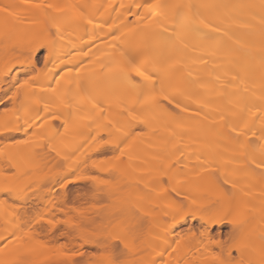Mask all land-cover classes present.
<instances>
[{"label": "rangeland", "instance_id": "rangeland-1", "mask_svg": "<svg viewBox=\"0 0 264 264\" xmlns=\"http://www.w3.org/2000/svg\"><path fill=\"white\" fill-rule=\"evenodd\" d=\"M97 2L0 0V7L9 6L10 13L0 12V79L6 80L4 84L0 83V155L9 145L26 144H18L17 141H39L45 148L43 157L35 160L33 169L28 171L30 182L4 193L0 198V248L3 249L0 259L7 264H58L71 251L61 248V242L44 244L43 238L27 237L26 229L33 233L48 224L60 228L63 223L80 216L88 219L78 229L81 235L78 242L87 244L83 247V260L87 263L82 264H106L111 258V245L115 243L113 237L117 234L127 238L129 250L124 253L123 259L129 264H145L150 260H155V264H161V260L165 264H187L196 249H201L204 254L203 264H219L213 253H219L221 260L229 261L225 259L229 251L232 252V261L247 264L249 259H254L259 264L261 253L257 255L255 248L250 246V238L256 235L258 229L248 222L239 223L237 210L234 209L246 208L245 200L237 201L230 196L235 185L234 188L237 187L241 194L264 197V176L259 169L253 170L254 166L247 163V159L252 158L248 153L235 148L229 161L218 165L216 149L219 142L215 138L208 139L201 147H187L171 139H159L154 133L147 134L145 125L136 123L126 114L112 119L106 109L97 105L88 109L73 106L75 126L61 116L60 120H53L51 131L40 129L41 122L53 117V114L32 116L35 104L27 95L42 87L40 79L45 69L43 55L46 51L41 54L40 50L33 52V49L47 40L37 35L29 37L27 27L47 25L55 37L53 27L57 21L72 17L87 23L91 20L90 9ZM47 5H53V8L49 9ZM104 7H97L95 17L100 16ZM11 19L15 20L13 28ZM15 24H18L17 28ZM86 51L83 48L81 52ZM27 63L31 64L29 68L13 79L14 73L22 70L21 65ZM24 80H28V84L21 87ZM163 105L170 115L177 113L172 104ZM62 106L69 108V104ZM130 123L134 125L131 134L120 144L124 149L123 155L116 148V143L122 139L97 134L102 124L115 134L128 128ZM13 128L15 131L8 132ZM90 128L92 132L83 136ZM138 132L142 135L137 137ZM66 136H76L75 153L63 161L59 160L57 153L61 151V137ZM42 139H46L44 145ZM228 139L224 145L235 141L232 136ZM125 144L129 146L125 147ZM256 153L258 160L262 155L260 147ZM162 156H167L170 161L178 158L179 164L176 162L174 167L183 165L179 168V186L187 192L181 196L169 192L176 200L175 206L180 207V212L172 216H168L169 210H159L148 199V195L170 185L169 180L159 174ZM187 161L192 162L191 168L184 166ZM2 165L0 160V168ZM221 174L227 176L228 184L222 182ZM256 175L257 180H254ZM79 176L86 178L77 179ZM146 181H149L147 186ZM64 183L70 189L83 190L81 193L87 196L83 197L84 200L64 199L59 188ZM211 185L223 193L218 191L213 198H206L205 190ZM213 200L223 201L221 206L229 210L223 211L221 216H211L207 204ZM201 217L210 222L221 219L223 224L219 228L214 226L210 237L204 238L201 230L205 224L200 222ZM180 220L184 223L174 228ZM171 227L173 233L179 235L167 242L165 237ZM17 236H21L20 242L16 240ZM188 236L191 237L188 239ZM211 240L219 243H211ZM97 243L103 245L102 250L92 246ZM161 253L162 256L155 259ZM256 256H260L258 260Z\"/></svg>", "mask_w": 264, "mask_h": 264}, {"label": "bare ground", "instance_id": "bare-ground-1", "mask_svg": "<svg viewBox=\"0 0 264 264\" xmlns=\"http://www.w3.org/2000/svg\"><path fill=\"white\" fill-rule=\"evenodd\" d=\"M174 4L193 6L190 10L191 17L195 19L198 14L199 20L211 26L205 29L200 25L202 31L208 34L207 39L188 35L174 9L155 7ZM102 5L105 6L104 10L102 9L100 16L95 17L97 7ZM146 5L150 7H145ZM152 11L160 15L150 18ZM183 11L189 12V9L185 7ZM90 13L91 20L87 23L69 16L65 22L57 21L53 27L55 37L47 25L27 27L29 37L37 35L47 40L44 45L48 62L45 63L40 79L42 87L27 95L35 104L32 116L53 114V117L41 122L40 129L51 131L53 120H60L61 116L75 126L73 106L88 109L97 105L106 109L112 119L128 115L123 111L127 107L136 117V123L145 125L147 134L154 133L159 139H171L174 143H183L187 147H201L208 139L215 138L219 142L216 149L218 165L224 161L227 163L235 148L257 158L258 148L264 147V140L258 139L260 129L264 127L258 119L261 115L258 109L264 108V101L261 100L264 96V22L261 19L264 17V0H98L96 6L90 9ZM14 22L15 20L11 19L12 28ZM17 27L18 24H15V28ZM164 27L169 30L164 36L175 30L176 39L170 44H166L164 37L160 35ZM212 28H219L220 31L214 32ZM83 48L87 50L84 53L81 52ZM36 51L37 48L33 49V52ZM121 52L139 54L146 61L145 68L148 72H151L152 61H155L156 66L161 69L157 73L160 79L144 82L142 77L131 73L135 82L147 85L142 90L133 89L114 79L104 65L111 64L113 68L128 67ZM30 65H21L22 70L14 73L13 79L18 73L25 72ZM160 80H163V86L170 98L174 97L172 105L177 110L175 115L166 111L163 104L167 101L161 104L155 102L160 99ZM5 82L4 78L0 79L1 84ZM151 83L156 84L155 91L152 90ZM146 95L154 96L155 99L145 100ZM242 98L247 99V109L250 110L245 111L243 115L250 124L254 123L251 131L257 135L252 136L249 133L247 139L241 137L240 140L235 139L234 143L224 145L223 143L231 136L234 137V134L229 131L226 120L221 117L225 116L230 123H237L240 108L244 105L232 108L229 101L237 103ZM177 103L179 107L176 106ZM62 104H69V108L63 107ZM227 109L237 115H232ZM129 117L132 120V117ZM129 130V127H126L123 131H117L121 134H113L106 124H102L97 134L124 139V134ZM13 131L14 128L8 130ZM91 132L90 128L83 136ZM45 140L42 139V144ZM30 141L20 146L9 145L1 153L0 160L3 165L0 168V198H3L4 193L19 189L30 182L28 171L33 169V162L45 154L41 142ZM59 143V160L64 161L67 156L75 153L76 136L61 137ZM40 150L43 152L40 153ZM167 158L162 156L159 174L167 178L170 185L148 195V199L159 210H169L168 216H172L180 212V207L175 206L176 200L169 192L181 196L186 194L187 189L179 186V168L183 165L174 167L178 158L171 161ZM191 163L184 162V166L191 168ZM254 180H257V175ZM145 185H149V181H146ZM59 188L66 200H84L83 197L87 196L81 193V189H70L67 183ZM191 190L194 191L193 188ZM238 190L237 187H232L230 196L237 201L245 200L246 208L240 210L239 207L234 210H237L235 212L239 223L243 225L248 222L258 229L256 235L250 238V246L255 248L258 255L264 249V197L244 195ZM218 191L221 192L215 185H211L205 190L204 196L210 198ZM5 201L2 199L3 203H6ZM221 203L223 201L213 200L207 204L211 216H221L223 211L229 210L223 208ZM87 221L88 219L79 216L63 223L60 228L48 224L46 228L33 233L26 229L25 236L43 238L44 244L61 242L64 250L82 253L72 256L70 260L68 257L71 254L66 255L58 264H82L86 261L83 260V247L87 244L78 242L81 238L78 229ZM200 222L205 224L201 230L204 238L210 237V230L214 226L219 228L223 224L221 219L210 222L204 217L200 218ZM183 223L184 220H180L173 227ZM234 226L237 227V224ZM178 235L173 233L171 227L165 238L169 242ZM190 237L188 236V239ZM16 240L20 242L21 236H17ZM92 246L103 249V245L99 243ZM160 256L158 254L155 259ZM203 256L202 250L196 249L189 256L187 264H195V261L203 264ZM258 257L256 256L257 260ZM225 259L230 260V256L225 255Z\"/></svg>", "mask_w": 264, "mask_h": 264}, {"label": "snow or ice", "instance_id": "snow-or-ice-1", "mask_svg": "<svg viewBox=\"0 0 264 264\" xmlns=\"http://www.w3.org/2000/svg\"><path fill=\"white\" fill-rule=\"evenodd\" d=\"M38 7H40V5H37ZM139 7V5L137 6ZM145 7H150V6H145ZM156 8H172L175 10V14L177 15V17L180 19L182 26L186 29V32L188 35H190L193 38H199V39H207L208 34L204 31H202L200 25H203V28L207 29L210 28L211 26L207 23H205L203 20H199L198 14L197 17L194 19L191 17L190 15V10L193 6L188 5H182V4H174V5H156ZM187 7L189 9V12H185L183 11V9ZM47 8L51 9L53 8V5H47ZM0 12L5 13L6 15H9V6L5 5L0 7ZM160 15V13L156 12V11H152L150 18L156 17ZM262 22H264V17L261 18ZM168 28L164 27L162 28V32L160 33V35L162 37H164L165 43L166 44H170L174 41V39H176V33L175 30H173V32L167 36H164V33H168ZM212 31L214 32H219L220 29L219 28H212ZM225 35H227V33H225ZM115 39V37H114ZM186 46V45H185ZM45 45L44 44H39L36 46V48L38 50H40L41 54H43V51L45 50ZM85 55H87L85 53ZM121 55L125 57L126 61H127V65L128 67H117V68H113L111 64L108 65H104V67H106L109 71L110 74H112L113 78L124 83L127 86H130L133 89H143L144 87H146L147 85L144 83H137L133 80V77L131 75V73H135L137 76L142 77L144 82H152L154 80H159V76H157V73L161 71L160 68H158L156 66V62L152 61V70L151 72H148L147 69L145 68V63L146 61L143 60V58L139 55V54H134L132 52H121ZM43 60L45 63L48 62V55H43ZM262 63H264V57H262ZM147 73V74H146ZM28 84V80H24L23 84L21 85V87L26 86ZM160 90H159V95H160V99L156 100L155 102L157 104H161L165 101H167L168 104H172L174 101V97L170 98V95L167 94L164 86H163V80H160ZM151 88L153 91H155L156 89V84L155 83H151ZM245 91H247V89H245ZM148 99H155L154 96L151 95H146L145 96V100ZM137 100H139V96L137 97ZM261 100L264 101V96L261 97ZM230 104H232V108H237L239 107L241 104L244 105V107L240 108V113L238 114V122L233 124L227 121L225 116H222L221 119H225L226 120V124L227 127L229 128V131L231 133L234 134V139L236 140H240L241 137H244L245 139H247L249 133H251L252 136H256L257 134L255 132L251 131V128L254 127V123L250 124V122L245 119L243 113L245 111H250L249 109H247V99L246 98H242L240 101H238L237 103H232L231 101H229ZM177 107H179V103H177L176 105ZM261 113V115L258 117V119H260L261 124L264 125V108H260L258 109ZM124 112L128 113L129 116L132 117V120L135 121L136 117L132 115L131 111H129V109L127 107H125L123 109ZM228 112H230L232 115H237L236 113H232L231 109H227ZM131 128L132 125L131 123L129 124V132H126L124 134V139L127 138L128 135L131 134ZM142 135V133H136V136H140ZM135 138V137H134ZM258 139L260 140H264V127H261L260 129V135L258 137ZM16 143H27V141H17ZM104 143H109V141H104ZM124 143V140H120L116 143V148L117 150H119L120 154L123 155L124 154V149L120 147V144ZM129 145L125 144V147H128ZM261 158L260 159H256L255 157H252L250 159H247V163L250 165H253V170L255 169H259L261 172V175L264 176V148L261 149ZM223 179L222 182L224 184H228L229 181L227 179V176L224 174H221ZM86 177L83 176H79L77 177V179H85ZM94 179V178H92ZM233 187H235V185H233ZM201 235L203 236V233H201ZM115 243H113L111 245V258L106 262V264H129L128 261L123 259V255L126 251L129 250V243L127 242V238L126 237H121L119 234H117L115 237H113ZM134 242V241H133ZM211 243H219L216 240H211ZM231 242V241H230ZM7 245H5L6 247ZM122 246V247H121ZM61 248L64 247V245H60ZM0 253H3V249L0 248ZM75 255H82V253H78L76 251H72L71 255L68 257L69 260L71 259L72 256ZM162 256V253L160 254ZM228 255L231 256L232 252L229 251ZM214 259L219 261V264H239V262L236 261H224L221 260L220 258V254L219 253H213ZM0 264H7V262L3 259H0ZM145 264H155V260H150L145 262ZM161 264H165V262L163 260H161ZM247 264H257V261L254 259H249L247 261ZM259 264H264V249L261 250V260L259 261Z\"/></svg>", "mask_w": 264, "mask_h": 264}]
</instances>
